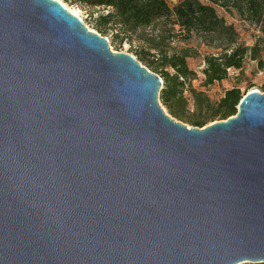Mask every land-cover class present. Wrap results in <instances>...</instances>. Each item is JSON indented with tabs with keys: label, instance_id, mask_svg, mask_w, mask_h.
<instances>
[{
	"label": "water",
	"instance_id": "95a60500",
	"mask_svg": "<svg viewBox=\"0 0 264 264\" xmlns=\"http://www.w3.org/2000/svg\"><path fill=\"white\" fill-rule=\"evenodd\" d=\"M60 0H0V264L264 261V90L188 126Z\"/></svg>",
	"mask_w": 264,
	"mask_h": 264
},
{
	"label": "trees",
	"instance_id": "16d2710c",
	"mask_svg": "<svg viewBox=\"0 0 264 264\" xmlns=\"http://www.w3.org/2000/svg\"><path fill=\"white\" fill-rule=\"evenodd\" d=\"M80 4L108 7L99 14L95 28L106 32L112 30L114 37L131 40L132 36L143 38L144 29L149 27L157 40L152 44L157 50L163 49L159 58L140 59L161 72L163 86L159 98L168 112L179 120L202 126L206 120L216 116L226 118L235 113L236 104L242 96L238 87L225 89L217 100L191 86L190 79L195 72L186 62L191 55L190 48L169 47V38L178 36L189 39L202 37L212 51L204 54L203 85L221 80L230 67L242 70L247 58L256 60L257 67H264V0H71ZM221 7L230 14L235 13L241 20L252 25L257 31L251 45L239 40V33L232 22H227L217 12ZM171 67L169 72L165 67ZM188 81L198 116L185 114L186 97L184 86ZM264 90V82L261 85Z\"/></svg>",
	"mask_w": 264,
	"mask_h": 264
},
{
	"label": "rangeland",
	"instance_id": "374dc122",
	"mask_svg": "<svg viewBox=\"0 0 264 264\" xmlns=\"http://www.w3.org/2000/svg\"><path fill=\"white\" fill-rule=\"evenodd\" d=\"M60 1H62L67 6V8L70 7L71 9H74L78 13L77 16L82 19L86 27L100 33L103 36H106L108 38L110 49L116 51H126L133 54L140 61V63L158 74L162 79L161 87L163 86V77L161 76V72L159 70H155L140 59V55H142L147 59L155 60L156 58L160 57V54L163 51V49L157 50L152 46L157 38L154 37L153 31L149 27L144 29L143 38H138L136 37V34H134L129 41L126 39H120L119 37H114L112 30L103 32L101 30H98L94 26L98 15L105 13L108 7L100 5H90L85 3L80 4L71 2V0ZM217 12L220 15H223L227 22H232L234 24L239 33L240 41L244 42L247 45H251L255 41L257 31L252 25L248 24L244 20H241L235 13L230 14L221 7H217ZM168 46L190 48L191 55L186 57V62L188 67L195 72L194 77L190 79L191 86L196 89L203 90L211 100L219 99V97L223 95L225 89L233 86L238 87L242 95L253 88L258 89L259 91H263L261 85L264 82V67H257L256 60L247 58L244 62L242 70L230 67L227 69V74L224 78H222L221 80H215L208 85H203L204 74L202 73V68L205 64L204 54L212 51L213 49H211L206 43H204L202 41V37L200 36H192L189 39H181L178 36H172L171 38H169ZM165 68L169 72H173V69L171 67L167 66ZM183 94L187 99L185 105V114L191 118H195L196 116H198L199 112L196 111V107L193 103L192 96L189 91L188 81H186V84L184 86ZM158 101L161 107L166 112H168L166 106L161 102L159 95ZM219 119L222 118L216 116L212 120H206L203 125ZM180 121L186 123L188 126L193 125L190 122H186L184 120ZM236 264H264V261H243Z\"/></svg>",
	"mask_w": 264,
	"mask_h": 264
},
{
	"label": "bare ground",
	"instance_id": "6f19581e",
	"mask_svg": "<svg viewBox=\"0 0 264 264\" xmlns=\"http://www.w3.org/2000/svg\"><path fill=\"white\" fill-rule=\"evenodd\" d=\"M67 7V6H66ZM69 8V10L73 13V14H78L74 9H71L70 7H68Z\"/></svg>",
	"mask_w": 264,
	"mask_h": 264
}]
</instances>
